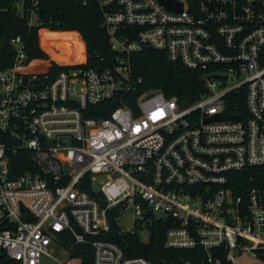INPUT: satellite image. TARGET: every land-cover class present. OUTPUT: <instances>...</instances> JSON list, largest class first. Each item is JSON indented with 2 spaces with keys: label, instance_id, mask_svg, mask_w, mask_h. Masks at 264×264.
<instances>
[{
  "label": "built area",
  "instance_id": "1",
  "mask_svg": "<svg viewBox=\"0 0 264 264\" xmlns=\"http://www.w3.org/2000/svg\"><path fill=\"white\" fill-rule=\"evenodd\" d=\"M174 1L182 10L98 0L112 53L97 63L108 65L51 75L31 66L20 35L8 37L16 51L0 67V248L10 258L157 264L107 239L113 210L121 231L143 241L153 219L166 221V247L203 250L186 264L261 260L264 0ZM146 46L202 74L196 101L158 89L131 94L143 81L131 55ZM108 102L118 104L108 115L88 116ZM126 214L131 228L119 223Z\"/></svg>",
  "mask_w": 264,
  "mask_h": 264
},
{
  "label": "trees",
  "instance_id": "2",
  "mask_svg": "<svg viewBox=\"0 0 264 264\" xmlns=\"http://www.w3.org/2000/svg\"><path fill=\"white\" fill-rule=\"evenodd\" d=\"M23 2V12L19 11L18 2ZM0 0V36L7 34L9 38L20 35L25 43V51L33 68H49L51 75L59 71L84 64L108 65L109 62L97 63L100 57L110 58L112 53L109 34L103 26V12L98 0ZM34 13L36 21L30 23V15ZM43 33V34H42ZM74 43L84 50L83 59L79 62L61 61L54 50L55 43ZM78 42V43H77ZM45 45V49L43 48ZM75 45V46H76ZM67 47H70L67 45ZM15 48L10 44L0 49V67L13 63ZM54 51V53H52ZM61 57H64L62 55ZM75 59L77 55H74ZM133 76L142 78L134 96L142 91L158 89L167 97L177 96L183 105L196 101L204 90L202 74L190 70L182 64L170 62L164 51L154 48H144L131 55ZM118 104L106 103L97 105L102 113L91 111L90 117L108 115ZM96 107V106H91ZM24 168H32L29 154L24 153ZM18 165V160L12 161ZM88 190L90 188L85 186ZM91 191V190H90ZM111 230L107 239L118 244L128 257L143 256L157 264L196 263L203 257L201 248L175 249L165 246L166 231L170 224L163 219H153L149 229V244L143 241L139 232H122L111 211L109 216ZM77 247L72 249L73 255H78ZM89 251V250H88ZM84 256V255H83ZM91 257V253H90ZM264 261V250L260 252ZM89 258V257H88ZM85 255V261H86ZM0 264H21L10 258L0 248ZM222 264H233L224 260Z\"/></svg>",
  "mask_w": 264,
  "mask_h": 264
},
{
  "label": "rangeland",
  "instance_id": "3",
  "mask_svg": "<svg viewBox=\"0 0 264 264\" xmlns=\"http://www.w3.org/2000/svg\"><path fill=\"white\" fill-rule=\"evenodd\" d=\"M17 5L19 8V11L23 12V2L19 1ZM67 45L70 47H67ZM75 45H76L75 43L73 45V43L63 44L61 42H57L54 44V46L57 49V50H54L56 53H54V51L52 53H54L58 57H60L61 61L67 60V61L72 62V63L73 62H79L81 59H83L84 50L82 49V47H80L78 45L75 46ZM62 55H64V57H61ZM74 55H77L76 59H75ZM119 223L125 228H131L134 224L132 215L126 214L120 220ZM235 263L236 264H264L263 261L256 259V258L249 257L248 255L236 258ZM40 264H53V260H52V258L45 256V257H43L42 262Z\"/></svg>",
  "mask_w": 264,
  "mask_h": 264
},
{
  "label": "water",
  "instance_id": "4",
  "mask_svg": "<svg viewBox=\"0 0 264 264\" xmlns=\"http://www.w3.org/2000/svg\"><path fill=\"white\" fill-rule=\"evenodd\" d=\"M160 1L162 3H164L169 8H175V9L182 10V7H183L182 3H178V2H176L174 0H160ZM7 45H8V35L7 34H3V35L0 36V49L6 48ZM146 48H148V46H146ZM217 117H219V116H217ZM22 210L26 211L27 209L23 206ZM149 242H150V240L147 239L146 243L149 244Z\"/></svg>",
  "mask_w": 264,
  "mask_h": 264
},
{
  "label": "crops",
  "instance_id": "5",
  "mask_svg": "<svg viewBox=\"0 0 264 264\" xmlns=\"http://www.w3.org/2000/svg\"><path fill=\"white\" fill-rule=\"evenodd\" d=\"M43 48L45 49V45H43Z\"/></svg>",
  "mask_w": 264,
  "mask_h": 264
}]
</instances>
